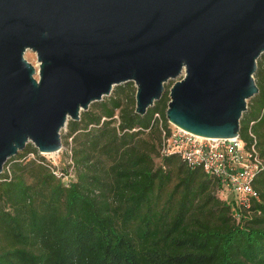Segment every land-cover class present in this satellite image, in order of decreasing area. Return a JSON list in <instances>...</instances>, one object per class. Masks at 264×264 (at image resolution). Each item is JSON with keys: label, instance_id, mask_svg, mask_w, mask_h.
Wrapping results in <instances>:
<instances>
[{"label": "water", "instance_id": "obj_1", "mask_svg": "<svg viewBox=\"0 0 264 264\" xmlns=\"http://www.w3.org/2000/svg\"><path fill=\"white\" fill-rule=\"evenodd\" d=\"M262 53L264 0H0V174L26 144L60 150L67 120L126 83L138 116L174 80L167 123L235 137Z\"/></svg>", "mask_w": 264, "mask_h": 264}, {"label": "trees", "instance_id": "obj_2", "mask_svg": "<svg viewBox=\"0 0 264 264\" xmlns=\"http://www.w3.org/2000/svg\"><path fill=\"white\" fill-rule=\"evenodd\" d=\"M256 74L258 93L238 135L248 146L251 132L264 163V73ZM125 88L113 87L78 121L67 120L61 146L72 183L56 178L30 144L5 162L0 264H264V167L252 181L258 201L237 211L199 169L175 156L158 159L153 114L166 124L167 96L138 116L135 90Z\"/></svg>", "mask_w": 264, "mask_h": 264}, {"label": "built area", "instance_id": "obj_3", "mask_svg": "<svg viewBox=\"0 0 264 264\" xmlns=\"http://www.w3.org/2000/svg\"><path fill=\"white\" fill-rule=\"evenodd\" d=\"M153 115L160 134L158 159L175 156L186 168L199 169L205 176L216 181L215 195L222 201L231 195L239 212L248 211L253 202L258 201L252 181L263 170L264 163L249 130L247 134L251 141L245 146L238 134L227 139L200 138L169 123L162 125L158 114ZM259 115L264 117V107ZM69 164L65 172L55 167L52 170L53 175L66 184L75 180L71 163ZM239 212L234 215L235 219L239 217Z\"/></svg>", "mask_w": 264, "mask_h": 264}, {"label": "rangeland", "instance_id": "obj_4", "mask_svg": "<svg viewBox=\"0 0 264 264\" xmlns=\"http://www.w3.org/2000/svg\"><path fill=\"white\" fill-rule=\"evenodd\" d=\"M23 57H24V59L28 62V63H30L31 65H32V67L34 68V70H37V65H36V62H35V56H34V54L32 53V52H30V51H25L24 52V54H23ZM256 68H255V72H254V74L252 75V79H253V82H254V84H255V86H256V84H259V77H258V74H256L255 75V73L257 72H260L261 73V75H263V73H264V69H263V67H264V53H262L258 58H257V60H256ZM260 65H263V67L262 66H260ZM35 78H36V76H35ZM180 79V77L179 78H177V80H179ZM174 82V80H169V81H167L166 83H164L163 84V92H162V94H161V97L162 96H164V95H168V89L170 88V86L172 85V83ZM127 84H123L122 86L123 87H126V88H128L129 90H132V89H134L135 90V87H134V85L132 84V83H129L127 86H126ZM121 86V85H120ZM125 88V89H126ZM127 89V90H128ZM257 94H255L253 97H255ZM134 96V95H133ZM253 97H251V98H253ZM168 98V97H167ZM250 98V99H251ZM250 99H248L247 101H246V103H249V100ZM247 108V107H246ZM246 111V110H245ZM153 117H154V115H153ZM158 119L161 121V118H160V116H159V114H158ZM155 123H156V120L154 121ZM167 123V122H166ZM65 133H66V130L65 129H61L60 130V132H59V135H60V142L62 143L63 141H64V135H65ZM67 142H68V140H67ZM37 152V151H36ZM37 155L39 156V157H42L43 159H44V161H46V162H49L51 165H53V167H55L57 170H59V171H65L66 170V168L70 165L69 164V158H68V149H66V146H61V148H60V150H58L56 153H54V154H38L37 153ZM28 158H33L34 156H32V155H30V154H28V155H26ZM5 172H7V170H5ZM1 173H3V171L1 172ZM1 175V174H0Z\"/></svg>", "mask_w": 264, "mask_h": 264}, {"label": "bare ground", "instance_id": "obj_5", "mask_svg": "<svg viewBox=\"0 0 264 264\" xmlns=\"http://www.w3.org/2000/svg\"><path fill=\"white\" fill-rule=\"evenodd\" d=\"M54 153H56V152H54ZM54 153H50V154H54Z\"/></svg>", "mask_w": 264, "mask_h": 264}]
</instances>
